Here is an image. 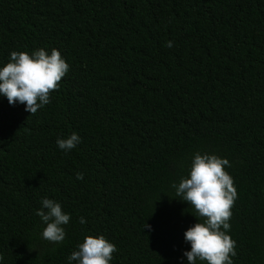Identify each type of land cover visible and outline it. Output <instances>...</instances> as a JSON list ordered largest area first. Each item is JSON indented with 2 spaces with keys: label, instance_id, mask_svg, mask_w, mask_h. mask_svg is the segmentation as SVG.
I'll return each instance as SVG.
<instances>
[{
  "label": "trees",
  "instance_id": "1",
  "mask_svg": "<svg viewBox=\"0 0 264 264\" xmlns=\"http://www.w3.org/2000/svg\"><path fill=\"white\" fill-rule=\"evenodd\" d=\"M39 48L69 70L35 114L0 96V264H69L101 234L110 264H188L198 218L172 184L196 152L231 165L233 264H264V0H0V67ZM44 197L70 215L62 243Z\"/></svg>",
  "mask_w": 264,
  "mask_h": 264
},
{
  "label": "clouds",
  "instance_id": "2",
  "mask_svg": "<svg viewBox=\"0 0 264 264\" xmlns=\"http://www.w3.org/2000/svg\"><path fill=\"white\" fill-rule=\"evenodd\" d=\"M165 46L173 47L172 41H167ZM68 70V63L56 48H52L50 53L39 48L31 54L13 50L9 61L0 67V96L6 97L10 105L21 103L25 111L35 114L51 102L52 92L59 90ZM80 142L81 137L76 132L56 140L58 148L65 152ZM225 166H231L226 158L196 152L187 176L182 177L178 184H172L176 197L186 202L198 218V222L184 232V240L190 244V250L183 253L188 264H197L198 261L201 264H233L236 241L228 232L231 210L238 193ZM76 179L82 180L83 173L77 172ZM36 215L45 225L42 239L53 244L62 243L66 236L63 226L69 223L70 215L62 211L61 205L44 197ZM79 220L81 224L86 223L83 217ZM144 227L150 228L145 223ZM116 251V245L104 235H85L67 259L69 264L73 261L75 264H110Z\"/></svg>",
  "mask_w": 264,
  "mask_h": 264
}]
</instances>
